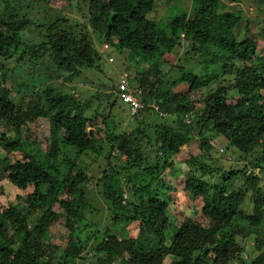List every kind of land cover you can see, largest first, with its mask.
<instances>
[{"label": "trees", "instance_id": "obj_1", "mask_svg": "<svg viewBox=\"0 0 264 264\" xmlns=\"http://www.w3.org/2000/svg\"><path fill=\"white\" fill-rule=\"evenodd\" d=\"M67 1L81 11L74 9L75 18L60 14L45 22L34 15L44 6L39 0H0V147L7 152L0 156V182L31 188L0 206V264H82L86 257L96 264H264V46L257 50L247 27L237 37L241 11L221 10L222 0H198L162 25L150 17L157 0ZM27 27L39 29V40L24 38ZM259 35L264 41V25ZM96 41L144 62L132 81L146 104L121 132L77 113L81 100L71 94L40 86L77 81L98 68ZM182 47L179 61L202 62L165 72L159 60ZM27 62L38 67L28 70ZM180 84L186 87L175 92ZM150 112L161 118L152 115V127L143 128ZM40 118L50 138L38 154L28 125ZM148 136L159 144L153 156ZM221 137L220 150L214 141ZM183 146L189 166L179 189L165 172L175 167L168 154ZM112 149L124 156L118 166L110 162ZM92 153L106 160L101 181L113 226L105 220L98 228L86 218L91 174L80 161ZM214 153L229 159L219 165ZM226 161L238 164L226 168ZM200 212L205 221L195 218ZM122 221L136 224V234L118 228ZM56 223L66 231L63 246L54 239L61 236Z\"/></svg>", "mask_w": 264, "mask_h": 264}, {"label": "rangeland", "instance_id": "obj_2", "mask_svg": "<svg viewBox=\"0 0 264 264\" xmlns=\"http://www.w3.org/2000/svg\"><path fill=\"white\" fill-rule=\"evenodd\" d=\"M72 2H77V0H71ZM41 4L44 6L41 7V9H38L37 11H34V15L37 17H42L45 22L51 21L52 18H54L57 15L63 14L65 16L74 17V9H76V13L81 12L78 10V5L73 8L72 4L69 3V1H60V0H52V1H43L39 0ZM194 2H199L198 0H157V4L155 7V10L150 13V17L158 20L160 24L166 25L167 21L171 19L172 16H174L177 13H182L185 10L189 12L194 6ZM177 4V5H176ZM81 5V4H80ZM238 6V7H237ZM230 4L222 0L221 2V10L223 11H234V9H238L241 11L242 20L236 28V35L238 38H241L244 34L245 28L247 27L250 29L255 36L258 39V47L257 50L260 51L263 49L264 41L259 35V31L264 25V0H242L238 5ZM1 7V6H0ZM45 7L46 13L43 15L41 11ZM83 10V9H82ZM169 27V25H168ZM23 36L26 40L31 41H37L41 37V34L39 32V29L36 27H27L25 29V33H23ZM109 45V44H108ZM183 46H186L185 44ZM95 47L97 50L101 53V58L98 62V68H88L85 70V73L78 77L77 81H73L70 83H63L61 81H52L48 85H45L44 83H41L40 86L43 88L44 86H51L56 90H59L63 93H70V90H82L83 94L79 95V100H81V108L77 111V113H81L86 118L89 119V121L96 123L97 126L104 125L103 120H105L107 127L109 129L112 128L113 124H117V130H120L119 132L129 129L132 127V124L135 122L134 116L131 115L128 112V106L126 103H123L120 99L114 100L115 95L113 94V86L116 83V80L118 78L119 72L121 70H126L129 73V81L131 84H133L132 78L135 76L138 72H136V69L142 71L144 70V62L141 64V58L137 55L133 54L130 55L128 51H118L113 46H108V48H104L102 42L96 41ZM188 48V47H187ZM184 49H178L176 52L167 53L165 54L161 60H159V64L162 66L163 70L166 72L168 71L169 74H177V71L173 70V66L177 64H182L187 67L194 64H199L201 61L200 58H197L198 56H195L192 60L189 59L187 62L185 60H180L182 53H184ZM110 54V60H108V55ZM140 60V61H139ZM26 67L28 70H31L33 67L32 64L27 62ZM38 67V66H37ZM35 67L34 70L37 68ZM176 69V67H175ZM27 70V73H28ZM165 72H162L165 73ZM209 72V71H207ZM207 72H202L203 75H207ZM25 75V74H23ZM85 86L83 87V85ZM38 85V88L40 87ZM136 86V85H135ZM83 87V88H82ZM185 85H176L173 87V90L179 91L180 89H184ZM39 88V89H41ZM86 88V89H85ZM202 90H206V88H202ZM112 94H111V93ZM111 94V95H110ZM197 94L196 96H199ZM114 101V104L112 106H108L110 102ZM198 105L199 103H195ZM110 107V108H109ZM144 110V108L142 109ZM110 111V114H109ZM150 111H152L150 109ZM156 114L155 112H150V116H147L144 122L143 128L147 126H151L154 124L153 122V116L157 120L161 118V116L153 115ZM97 115V117H95ZM153 115V116H152ZM47 120L44 118H40L37 120L36 123L28 125V129L30 130V137L29 140L33 141L36 140V143L34 144V149L37 150V153L40 154L41 152H44L47 144L49 142L50 134H49V128L47 125ZM10 134V133H9ZM102 135V133L100 132ZM100 136V135H99ZM102 136H105L104 134ZM145 140L147 143L145 146L148 150L151 152V156L154 155V149L159 144H155L153 142L152 136H148ZM222 138V142L214 141L215 147L220 149L223 148L221 144L224 143V137ZM148 139V140H147ZM190 150L196 151V146L192 145V147H188ZM7 152L4 150L3 147H0V156H4ZM116 150L112 149L110 151V162L112 165L121 164V160H124V156H115ZM188 153V150L185 146L182 147V152H170L168 156L174 160L175 167L171 170H167L165 172V177L170 180L171 183L175 184L176 187L181 189V180L184 177V171L187 170L188 166L185 159H182L181 156L186 157ZM100 154H89L87 157L82 158V161H80L84 168L89 170V173L91 174V178L87 182V185L85 184L86 193L85 197L89 201V206L86 209V218L88 220H93L95 222V226L98 228H102V225L105 223V220L110 223V211L108 210V203L106 201V198L104 196V192L107 191L102 186L101 181V172L102 168L106 167V160L103 158V153ZM219 154L220 153L219 151ZM17 156L19 157L18 153ZM216 160L219 161V165L221 161H224L225 159H229L227 156L226 158L220 157V155L215 154ZM242 160H245L241 157ZM240 157L238 158L239 162H241ZM236 161H226L224 162V165L226 168H230L235 166ZM122 176V174H121ZM119 176V177H121ZM100 178V179H99ZM31 188L26 189L24 192L21 190H17L13 186L9 185L8 181L4 179L2 182H0V206L3 204H7L10 202H15V195L18 192L25 193L29 192ZM127 194V197H132L131 194L128 193V191L125 192ZM177 199V205L180 208H184L186 206V203H184V197L179 193H175L173 195V198ZM78 202V201H77ZM59 208L58 204H55V209L57 210ZM80 210V205L76 209L77 212ZM199 221H205L204 217L200 213L196 214L195 217ZM111 225V223H110ZM127 226L126 221H122L121 224H117V227L123 230V227ZM113 226V225H111ZM59 230L61 236L58 237L57 234L54 235V239L57 240L58 245L63 246V239L66 234L65 228L63 224L56 223L55 229ZM128 232L136 234L137 226L134 223H129L127 226ZM63 231V232H62ZM124 231V230H123ZM252 244V239L248 238L246 240V243H243V245L246 246L245 252L249 254L247 250L250 251L249 246ZM264 248V245H263ZM251 255V252H250ZM87 259L82 261V264H96L94 259H90L86 257ZM79 264V263H78Z\"/></svg>", "mask_w": 264, "mask_h": 264}, {"label": "built area", "instance_id": "obj_3", "mask_svg": "<svg viewBox=\"0 0 264 264\" xmlns=\"http://www.w3.org/2000/svg\"><path fill=\"white\" fill-rule=\"evenodd\" d=\"M115 93L122 102L128 105L129 113L131 115H134L138 109L144 106V102L141 97V89L130 84L129 74L127 71H122L119 74ZM74 95H78V93L74 91Z\"/></svg>", "mask_w": 264, "mask_h": 264}, {"label": "clouds", "instance_id": "obj_4", "mask_svg": "<svg viewBox=\"0 0 264 264\" xmlns=\"http://www.w3.org/2000/svg\"><path fill=\"white\" fill-rule=\"evenodd\" d=\"M179 35H180V37L183 38V33H179ZM183 41H184V40H183ZM102 44H103V47H104V48H108V46H109L107 43H102ZM184 44L187 45V44H188V41H184ZM182 48H183V47H182ZM183 49H184V48H183ZM107 55H108V60L111 61V60H110V57H111L110 54L108 53ZM122 71H126V70H121V71L119 72V74H120ZM128 74H129V73H128ZM118 76H119V75H118ZM0 77H1V76H0ZM129 82H130V81H129ZM116 83H117V80H116ZM116 83H115V86H116ZM130 84H131V83H130ZM131 85L134 86V87H136V88H140V87L135 86V85H133V84H131ZM84 86H85V84L83 85V87H84ZM83 87H82V88H83ZM140 89H141V88H140ZM74 91H76V92L78 93V95H74ZM141 92H142V90H141ZM69 94H71L72 96H74V97H76V98H79V95H80V94H83V93H82V90L77 91V90H73V89H71ZM115 94H116V93H115ZM117 97H118V96H117ZM141 97H142V94H141ZM142 100H143V99H142ZM143 102H144V100H143ZM123 103H124V102H123ZM145 104H146V103H144V106H145ZM126 105H127V104H126ZM127 106H128V105H127ZM144 106H143V107H144ZM150 106H151V105H150ZM143 107H142V108H143ZM152 107H153L155 110L157 109L156 105H154V104H152ZM140 109H141V108H140ZM138 110H139V109H138ZM128 112H129V109H128ZM137 112H138V111H137ZM137 112H136V113H137ZM136 113H135V114H136ZM135 114H134V115H135ZM134 115H133V116H134ZM220 150H221V149H220ZM227 157H228V156H227ZM86 185H87V182H86ZM242 256H243V258H247L248 253H247V252H244V253H242Z\"/></svg>", "mask_w": 264, "mask_h": 264}]
</instances>
